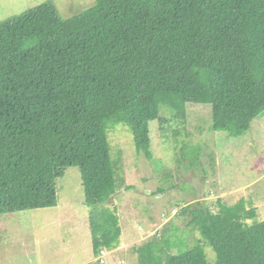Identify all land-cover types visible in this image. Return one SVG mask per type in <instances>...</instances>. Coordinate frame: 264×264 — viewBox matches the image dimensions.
Here are the masks:
<instances>
[{"label":"trees","instance_id":"trees-1","mask_svg":"<svg viewBox=\"0 0 264 264\" xmlns=\"http://www.w3.org/2000/svg\"><path fill=\"white\" fill-rule=\"evenodd\" d=\"M187 104L210 105V130L228 138L264 117V0H94L71 18L47 2L0 22V215L57 207L78 168L97 264L122 235L110 128L126 125L152 160L150 124L179 122ZM217 203L184 208L183 231L199 230L211 264H264L257 210ZM179 231L152 244L149 263L210 264Z\"/></svg>","mask_w":264,"mask_h":264},{"label":"rangeland","instance_id":"rangeland-1","mask_svg":"<svg viewBox=\"0 0 264 264\" xmlns=\"http://www.w3.org/2000/svg\"><path fill=\"white\" fill-rule=\"evenodd\" d=\"M47 2H53L64 18L94 4V0H0V22ZM162 116V121L150 124L152 160L138 153L126 125L109 130L121 181L110 204L117 209L122 235L120 245L104 253L97 264H150L152 244H159L175 228L188 235L190 245H201L209 263H215L216 253L199 230L183 231L190 215L181 212L196 202L216 213L218 199L227 205L245 199L247 208L257 210V220H264V117L256 119L244 136L228 138L227 133L210 130V105L187 104L186 118L179 122L170 114ZM59 188L57 207L0 215V264L97 262L80 170L69 168Z\"/></svg>","mask_w":264,"mask_h":264}]
</instances>
